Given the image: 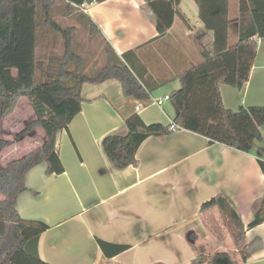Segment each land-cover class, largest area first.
<instances>
[{"label":"crops","instance_id":"0c3cea01","mask_svg":"<svg viewBox=\"0 0 264 264\" xmlns=\"http://www.w3.org/2000/svg\"><path fill=\"white\" fill-rule=\"evenodd\" d=\"M240 2L227 0L228 46L238 43L241 28L253 19L250 12L241 13ZM177 8L173 25L163 36H159L157 15L148 0L85 2L74 10L90 17L105 45L119 55L136 51L132 58L142 64L146 77L166 80L152 93L162 97L181 87L176 75L201 63L202 51L212 53L215 48L214 31L201 20L197 1L180 0ZM256 39L249 79L242 87L220 84L229 109L264 106V37ZM40 49L38 41L36 51ZM49 50L47 44L45 51ZM80 92L82 110L56 139L65 171L49 173L46 162L38 164L28 172L27 189L18 196L23 218L49 225L38 243L42 259L51 264H192L204 249L208 255L229 253L230 258L218 264H264V222L246 229L241 252L220 207L201 208L223 195L246 226L255 219L256 204L264 198L260 165L264 125L262 140L249 152L176 129L165 137L146 139L138 150L137 164L119 168L104 150L105 136L127 134L125 117L133 112L147 123L169 125L177 114L174 103L169 99L159 106L125 97L116 78L84 82ZM139 103L143 106L137 111ZM36 118L31 99L23 96L4 120V136L14 144L0 152L1 164L43 144L46 132L42 127L18 137ZM98 239L130 247L107 256Z\"/></svg>","mask_w":264,"mask_h":264},{"label":"trees","instance_id":"16d2710c","mask_svg":"<svg viewBox=\"0 0 264 264\" xmlns=\"http://www.w3.org/2000/svg\"><path fill=\"white\" fill-rule=\"evenodd\" d=\"M58 0H0V152L14 144L4 136V120L14 112L20 99L28 96L37 118L21 130L18 137L42 127L46 140L31 152L0 163V264H51L42 259L38 243L49 225L42 220L23 218L18 210V196L27 189L26 176L38 164L46 162L48 172L61 174L65 167L56 149L57 134L68 128L74 116L82 110L81 85L84 82L100 83L116 78L122 84L125 97L149 101L152 93L166 80L146 77L142 64L135 62L131 50L119 55L106 46V62L97 73L86 72V59L72 46L74 27L58 25L50 11ZM73 11L85 2L103 0H66ZM200 18L205 27L214 31L215 48L211 53L202 51L204 60L182 71L176 78L181 87L171 94L177 114L172 123H147L137 112L125 117L127 134L112 133L103 139L104 150L119 168L136 165L140 146L151 136L165 137L172 133L171 124L209 138L238 150L249 152L262 140L264 106H242L238 110L227 108L222 100L221 83L242 87L249 79L257 54V37H264V0H241V13L250 12L253 19L240 30L239 41L228 46L227 0H196ZM180 0H148L157 15L159 36L165 35L178 13ZM43 4L48 20L55 32L65 35V52L45 70L39 72L45 62L37 57V13ZM76 4V6H75ZM92 30L100 32L88 17ZM40 41V40H39ZM41 43V42H40ZM38 75V78H37ZM264 171V161L260 160ZM218 205L226 218L238 249L243 252L246 229L264 222V198L256 204L255 219L247 226L233 205L223 195L206 201L202 210ZM98 242L107 256H114L129 245L114 244L102 239ZM230 258L227 252L208 255L202 249L192 264H218L220 259ZM122 264V263H114ZM232 264H237L232 261Z\"/></svg>","mask_w":264,"mask_h":264},{"label":"rangeland","instance_id":"374dc122","mask_svg":"<svg viewBox=\"0 0 264 264\" xmlns=\"http://www.w3.org/2000/svg\"><path fill=\"white\" fill-rule=\"evenodd\" d=\"M70 9L68 1L58 0L57 5L48 12L53 16L54 21L64 29L74 27L71 37L73 49L86 59V72L88 74L97 73L106 62L104 40L99 32L92 30L90 20L83 12L70 11ZM37 10V40L41 42V49L36 53L37 57L45 62L44 69L38 74L45 77L47 66L54 64L64 54L66 37L63 33L52 30L48 12L42 3L38 5ZM47 44L51 51H45Z\"/></svg>","mask_w":264,"mask_h":264},{"label":"built area","instance_id":"2783aa9c","mask_svg":"<svg viewBox=\"0 0 264 264\" xmlns=\"http://www.w3.org/2000/svg\"><path fill=\"white\" fill-rule=\"evenodd\" d=\"M169 99H171V95H164L162 97H155V96L152 95L149 103L161 106L164 103L165 100H169ZM142 106H143V103L137 104L136 110L137 111L141 110ZM170 129L172 131H174V130L179 129V128L175 124H171Z\"/></svg>","mask_w":264,"mask_h":264}]
</instances>
